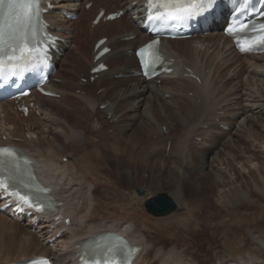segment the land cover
Wrapping results in <instances>:
<instances>
[{
    "label": "bare ground",
    "instance_id": "obj_1",
    "mask_svg": "<svg viewBox=\"0 0 264 264\" xmlns=\"http://www.w3.org/2000/svg\"><path fill=\"white\" fill-rule=\"evenodd\" d=\"M81 1L45 0L49 29L59 36V51L55 52L59 68L49 88L60 99L33 93L36 107L27 118L23 116L25 131L15 119L21 115L13 110L14 101L0 103V145H14L29 153L41 178L54 187L62 201L56 214L61 215L59 220L56 215L36 212L15 220L10 210H0V264L35 256L52 257L57 264H79L83 247L109 231L125 233L142 247L135 264H264V54L237 51L222 31L228 12L223 3L209 31L186 39L163 40V50L173 61L174 70L147 79L137 74L140 65L134 52L152 38L143 28L146 0H94L89 10L94 17L102 9L107 13L123 10L124 14L113 21L90 23L95 31L91 36L100 34L90 52L81 50L75 41L74 21L65 15L79 10ZM104 37L108 38L104 46L111 51L101 61L109 69L86 84L75 76H65L67 72L80 76L86 68L89 77L93 76L91 70L99 63L94 61L95 45ZM188 69L197 78L186 76ZM79 90L86 92L81 95ZM71 93L85 102L71 100ZM129 124L134 126L133 133L126 129ZM104 125L114 131H104ZM89 126L99 127L94 140L112 145L118 168L138 171L133 163H122L124 155L129 162L141 165L147 158L150 163L161 161L159 181L173 188L178 208L188 201L195 206L197 215L192 222L175 220V233L157 231L162 244L155 246L154 259L149 250L155 243L141 224L123 216L116 223L111 215L101 214L92 188L101 164L107 161L100 143L87 141ZM140 139L141 143L149 141L148 153L137 151L136 140ZM247 139L252 141L248 147ZM69 148L80 153L76 164L61 157ZM234 151L242 156L238 158L239 153L236 158ZM232 155L238 160L237 167L229 161ZM89 176L92 180L86 181ZM4 203L0 201V207ZM213 228L236 230L237 236L230 243L232 253L218 250L223 253L217 252L216 258L209 260L208 245L214 243V231H218H210ZM187 241L191 249L182 248ZM29 249L33 253L25 255Z\"/></svg>",
    "mask_w": 264,
    "mask_h": 264
},
{
    "label": "rangeland",
    "instance_id": "obj_2",
    "mask_svg": "<svg viewBox=\"0 0 264 264\" xmlns=\"http://www.w3.org/2000/svg\"><path fill=\"white\" fill-rule=\"evenodd\" d=\"M93 1L94 0H91L89 3L93 4ZM81 2H82L81 8H79V10L76 11L77 18H75V19L69 18V20L74 21L73 27L75 29L74 34L76 35L75 41L79 43V46L81 47L82 51L86 50V51L90 52V49L93 45L95 38H97V36H100V34L98 32H96L94 37L91 36L92 33L93 34L95 33V31L93 29H91V27H90V23L92 22V18L94 16L89 14L90 8H88V6H87L88 4H84L85 0H83ZM74 54L77 55V52H74ZM65 76H67V77L75 76V78H77V79L80 78V82L84 83V84L88 83V81L90 80L89 74L87 72V68L85 69V71L82 74H80V76L78 74H74L73 72L72 73L67 72V74H65ZM123 77L126 78L127 76L124 75ZM55 80L57 82L60 81L59 79H55ZM158 83H160V81H158ZM96 89H97V87L94 88V92L96 91ZM101 91H102V89L98 90V92H101ZM85 92L86 91H81L78 93L81 95H84ZM69 97L71 100L76 101V102H80V103L85 102V100L83 101L82 99L78 98L75 93L69 94ZM55 98L60 99V96L58 95ZM101 108L103 109L102 106H101ZM13 110L16 112V110L14 108H13ZM38 115H40V114H38ZM96 118H98V117H96ZM15 119H17V121L19 120L18 121L19 126L20 127L22 126L23 128L21 127V129H23L25 131L27 128V125H25V122H23V117L17 116V117H15ZM173 125H174V123H173ZM98 129H99V127L90 128V126H89V128H87V138H88L87 141H89L90 144H92L94 141L98 142V144L100 143L101 152H104L103 156L105 155V160L107 161V164H101V167L99 168L100 173H99V176L97 178L98 182L94 181L95 183L93 182V184H95L96 187L92 188V192L94 195H97L96 200L98 199L97 202L101 206V214L104 213L105 216L111 215L113 222L116 221V223L119 222V220L123 216V219L125 218L128 220H133L137 225L141 224L143 230L148 235L149 239H151V240L153 239V242L155 243L154 246H151L152 247L151 250H149L151 257L154 259L155 256L153 255V253H154L153 250H155L157 247H160V245L162 244L157 239V231L162 229V230H169L170 232L175 233L177 230L176 224L178 223V222H175V220H177V221L183 220L184 222H189V221L192 222L193 219H195L196 215H197L196 210L194 209L195 206H193L191 204V202L188 201L189 204H186L185 207H183V208H178L171 215L164 216V217H156V216L149 214L144 208V202L149 197L154 196L158 193L166 192L169 195H171L173 197V199L175 200V195H174L173 190H172L173 188L170 185L168 186L164 182L159 181V178L161 177L160 176L161 175V173H160L161 161H156V162L150 163V162H148L150 160L149 158H147V160H146L147 155L145 154V160H146L145 164L143 162H141V163H143V165H141L140 163L135 162V161L129 162L128 161V155H124V156L120 157L121 160L123 161L122 163L125 162L129 165H131L130 163H133L131 166L136 167L139 172L133 171L131 169H122L120 167L118 168L116 161L114 160L115 158L112 154L113 153L112 147H111L112 145L107 144L109 142L103 141L104 143L103 142L101 143L100 141L93 139V138H95V136H94L95 130H98ZM126 129H127L128 133H131V132L133 133V131H134L133 124L127 125ZM103 130L106 132L112 133L114 131V128H107V125L106 126L104 125ZM164 130H165V128H164ZM3 139L5 140L6 137L4 136ZM152 139L156 140V136H154ZM146 141L147 140H145V143H144V141L141 143V139H140V142H138V140H136V142L138 144V145H136V149H137V151L139 150V153H146V152L148 153V148H149L148 144H150V143H149V141H147V142ZM198 141H200L199 138H198ZM105 143L107 145H105ZM140 143H141V146H140ZM251 143H252V141L250 139H247V141H246L247 147L250 146ZM142 144H143V146H142ZM38 145H41V143H39ZM124 145H126V144H124ZM145 145L147 148H145ZM127 147H129V145ZM142 147H143V149H142ZM169 148H170V140L168 142V149ZM70 149L71 148H69L65 151L66 155L64 152H62L63 154L61 153L62 154L61 157H62L64 162L67 161L71 164H76L78 162V158L80 157L79 156L80 153L77 151V149H73L74 151H72V152H71L72 149L71 150ZM68 150H70V151H68ZM75 151H77L78 154ZM106 154H108V155H106ZM234 154H235L234 156H236V158H237L238 154L240 155V156H238V158L242 156V153L239 151H234ZM107 156H109V157H107ZM234 156L233 155L229 156V161L231 164L233 163V165H235V167H237V161L238 160L235 159ZM66 157H69V159ZM60 161H62V160H60ZM134 164H137V165L135 166ZM126 172H127V174H126ZM135 174H136V176H135ZM88 179L92 180V178L90 176L87 177V179H85V180L89 181ZM157 180H158V182H157ZM85 188H87V186H85ZM137 188H143L145 190V195L142 196V195L138 194ZM93 197H96V196H93ZM106 200H108L109 203H107ZM114 200H116V201H114ZM82 201L83 200L80 201V207H82L84 204ZM105 202H106V204H105ZM86 203L87 202L85 201V204ZM110 204H114V205H116V207L114 205H110ZM93 205H95V203H93ZM107 205H109L110 207ZM102 208L104 210L107 209L105 211H107L108 213H105V211ZM114 208H116L117 212ZM205 210H206V208H205ZM201 211L204 212L203 209H201ZM112 212L115 215H113ZM183 215H184V217H188L187 219H189V220H187V221H186V219L184 220ZM180 217L181 218L183 217V218L181 219ZM116 218L117 219L119 218L118 221ZM141 225H140V227H141ZM213 230H218V231L217 232L214 231L215 232L213 235V242L214 243L208 245V254L206 256L208 257L209 260H213L214 258H216L215 255L218 252V250H220V251L226 250L227 253H229V252L232 253L233 251L231 250L232 248H230V243L234 242L233 240L237 236L236 230L225 231V230H227L226 228H220V229H214L213 228L210 231L213 232ZM154 239H155V241H154ZM247 242H250L249 238L247 239ZM186 243H189V242L187 241V242H185V244H182L183 246L181 245L183 249L184 248L186 249V247H187ZM156 245H157V247H155ZM187 249H191V248L187 247ZM33 251H34L33 249H29L25 253V255L29 256L33 253ZM220 253H223V252H218V254H220Z\"/></svg>",
    "mask_w": 264,
    "mask_h": 264
},
{
    "label": "snow or ice",
    "instance_id": "obj_3",
    "mask_svg": "<svg viewBox=\"0 0 264 264\" xmlns=\"http://www.w3.org/2000/svg\"><path fill=\"white\" fill-rule=\"evenodd\" d=\"M213 0H147L150 9H162L156 16L149 19H181L207 9ZM41 0H0V78L7 79L10 75L20 74L17 70L28 67H38L47 63V49L41 47V33L38 27L41 19ZM254 45H264V24ZM231 32L232 29H229ZM103 43V42H101ZM158 41H154L139 50L144 67H154L161 62L160 55L155 49ZM251 45L242 46V50H249ZM105 52L108 49H104ZM103 67V65H101ZM147 74V72L145 73ZM6 161L11 164L8 166ZM15 153L7 148H0V192L16 197L28 207L43 210L39 203H34L29 195L22 194L17 185L34 191L47 192L49 189L33 186L22 178ZM28 179H34L28 174ZM121 238L117 237V240ZM121 248L117 244L107 246L101 254L85 264H125L118 259ZM40 264H48L46 259Z\"/></svg>",
    "mask_w": 264,
    "mask_h": 264
},
{
    "label": "water",
    "instance_id": "obj_4",
    "mask_svg": "<svg viewBox=\"0 0 264 264\" xmlns=\"http://www.w3.org/2000/svg\"><path fill=\"white\" fill-rule=\"evenodd\" d=\"M137 192L140 195L145 194V190L142 188H138ZM144 208L153 216L164 217L175 212L178 209V205L171 195L162 192L149 197L144 203Z\"/></svg>",
    "mask_w": 264,
    "mask_h": 264
}]
</instances>
